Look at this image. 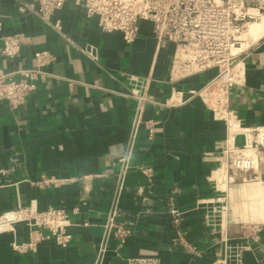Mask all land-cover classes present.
Returning <instances> with one entry per match:
<instances>
[{
    "label": "crops",
    "instance_id": "1",
    "mask_svg": "<svg viewBox=\"0 0 264 264\" xmlns=\"http://www.w3.org/2000/svg\"><path fill=\"white\" fill-rule=\"evenodd\" d=\"M37 9L32 0H0V73L24 82L21 73L38 68L36 54L54 57L24 106L0 99V222L19 210L64 208L72 240L67 248L48 240L35 254H17L13 244L30 233L19 224L14 234H0V264H264V224L246 226L229 197L219 214L220 182L206 163L222 152L225 124L198 93L218 71L174 84V48L157 53L149 25L128 45L95 20L79 21L74 0L51 25ZM6 37L21 40L15 62L2 57ZM254 48L229 102L237 120L264 126V38ZM134 93L150 100L138 119ZM252 177L257 182L246 183ZM240 179L232 186L247 201L246 188L264 180V150L258 170ZM110 222L132 232L124 243Z\"/></svg>",
    "mask_w": 264,
    "mask_h": 264
},
{
    "label": "built area",
    "instance_id": "2",
    "mask_svg": "<svg viewBox=\"0 0 264 264\" xmlns=\"http://www.w3.org/2000/svg\"><path fill=\"white\" fill-rule=\"evenodd\" d=\"M32 3L37 5L41 20L51 25L52 16L63 11L68 0H32ZM74 4L79 21L95 20L103 33L120 34L128 45L138 40L143 24L149 25L156 40L157 53L168 46L174 48L171 80L174 84L217 70V76L198 93L214 119L225 124V130L220 133L225 139L222 152L216 157H208L206 163L208 166L218 163L221 167H229L232 178H226L227 184L233 180L238 182L239 176L258 170L264 150V126L256 121L237 120L229 97L232 89L243 83L246 56L261 40L242 51L243 34L252 25L264 26V0H74ZM53 28L59 33L62 31L60 24ZM3 43V59L15 62L20 55L21 40L6 37ZM35 60L37 69L21 73L24 82L13 80L17 73H0V99L13 109L26 104L36 89L40 68L51 65L54 57L42 52L35 55ZM133 98L137 101L138 119L150 100L143 93H134ZM239 140L242 141L240 144ZM52 184L49 180L43 185ZM19 224H25L30 233L27 241L13 244V251L17 254H35L48 240H54L61 248H67L71 243V222L64 208L50 207L36 214L28 210L15 211L0 222V234H14ZM109 229L121 243L132 234L113 222H110ZM129 264H160V261L139 258L130 260Z\"/></svg>",
    "mask_w": 264,
    "mask_h": 264
},
{
    "label": "bare ground",
    "instance_id": "3",
    "mask_svg": "<svg viewBox=\"0 0 264 264\" xmlns=\"http://www.w3.org/2000/svg\"><path fill=\"white\" fill-rule=\"evenodd\" d=\"M264 36V26L260 24L252 25L242 36V41L246 43H257ZM215 182H220V192L222 198L229 197L233 202L237 201L238 190L236 187L227 184L226 167L218 166L215 163L212 167ZM238 176V172L235 173ZM223 176V177H222ZM247 201L241 205L242 211L238 205L233 206V213L243 214L242 218L246 222L253 224H264V180L260 183L247 187ZM222 200V199H221Z\"/></svg>",
    "mask_w": 264,
    "mask_h": 264
},
{
    "label": "rangeland",
    "instance_id": "4",
    "mask_svg": "<svg viewBox=\"0 0 264 264\" xmlns=\"http://www.w3.org/2000/svg\"><path fill=\"white\" fill-rule=\"evenodd\" d=\"M264 37V36H263ZM254 44H257V43H254ZM254 44H251L250 45V43H244L243 45V52H245L248 48H250L251 46H253ZM230 177L229 178H232V173L230 172ZM241 177L239 176L238 177V179L237 180H241L240 179ZM248 180V182H246V183H256L257 182V180H258V178H254V177H252V178H250V179H247ZM233 184H237V182H235V180H233V181H231L230 182V185L232 186ZM222 200V202H220V205H221V208H220V212H219V214H224V211H225V202H224V199L223 198H221ZM244 202H246V199H243V200H240V198L239 199H237V201L236 202H233L234 204H233V206L236 204V205H238L239 207H240V209H241V211H242V208H241V205L244 203ZM205 207H207V209H209L208 207H209V205H206ZM208 211V210H207ZM225 215V214H224ZM218 218V222H220V220L222 219V222H223V220H224V217H222V215L220 216H218L217 217ZM217 218H216V220H217ZM243 222V221H242ZM245 223V225L247 226H250V224H249V222L247 223L246 221H244ZM223 227H225V224L223 223ZM224 234V233H223ZM224 237H225V234H224ZM186 246H187V244H186ZM189 248V247H188ZM189 250H190V248H189Z\"/></svg>",
    "mask_w": 264,
    "mask_h": 264
}]
</instances>
